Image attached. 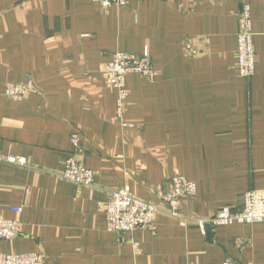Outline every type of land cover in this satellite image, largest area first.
<instances>
[{"label":"crops","instance_id":"0c3cea01","mask_svg":"<svg viewBox=\"0 0 264 264\" xmlns=\"http://www.w3.org/2000/svg\"><path fill=\"white\" fill-rule=\"evenodd\" d=\"M242 4L251 7L257 61L249 80L237 71ZM145 49L157 76L127 77L122 128L101 69L115 52ZM28 75L33 93L5 96ZM0 151L27 161L0 162V216L21 223L17 239L0 240V264L30 253L46 264H264V223L209 235L164 211L152 231L116 234L105 212L110 192L125 187L160 204L155 188L168 192L175 172L197 186L184 219L240 213L246 192L264 193V0H130L107 9L92 0H0ZM70 157L96 173L93 187L59 178Z\"/></svg>","mask_w":264,"mask_h":264},{"label":"built area","instance_id":"2783aa9c","mask_svg":"<svg viewBox=\"0 0 264 264\" xmlns=\"http://www.w3.org/2000/svg\"><path fill=\"white\" fill-rule=\"evenodd\" d=\"M100 7L107 9L111 6L125 7L130 0H92ZM209 1V0H199ZM239 28L237 33V71L240 77L251 79L256 74L257 61L253 41V23L251 7L242 4L238 12ZM101 72L109 89L116 92V116L115 122H119L122 128L128 127L125 114L128 105L129 92L127 89V77L137 74L154 81L157 76L150 53L145 49L142 55L126 52H115L111 60L102 67ZM35 81L32 75L26 77L24 83H9L4 91L6 97L22 101L35 90ZM77 145V141L73 140ZM0 162L26 166L27 161L22 157L3 155L0 151ZM59 178L78 187L89 188L95 185L96 173L86 169L83 164L70 157L65 162ZM160 204L147 202L137 198L128 187L116 189L110 192L107 201L106 230L108 233L124 234L135 230L152 231L156 225L157 217L165 213L176 220L186 223H194L205 229L207 225L215 227H228L232 225H253L264 223V193L251 190L244 195V205L240 213H232L229 208H221L208 219L182 217L185 201L194 199L197 195V186L189 181L180 172H175L170 179V189L164 193L161 186L155 188ZM12 213L20 215L22 209L10 208ZM21 234V223L17 219L7 220L0 216V240L13 241ZM245 240H237L239 247H243ZM1 264H46L41 254H11L2 257ZM222 264H238L232 259H225Z\"/></svg>","mask_w":264,"mask_h":264},{"label":"water","instance_id":"95a60500","mask_svg":"<svg viewBox=\"0 0 264 264\" xmlns=\"http://www.w3.org/2000/svg\"><path fill=\"white\" fill-rule=\"evenodd\" d=\"M211 228H212V227L209 226V225L206 226V231L208 232L209 235H210V229H211Z\"/></svg>","mask_w":264,"mask_h":264},{"label":"rangeland","instance_id":"374dc122","mask_svg":"<svg viewBox=\"0 0 264 264\" xmlns=\"http://www.w3.org/2000/svg\"><path fill=\"white\" fill-rule=\"evenodd\" d=\"M213 228V227H212ZM205 229H206V227H205Z\"/></svg>","mask_w":264,"mask_h":264}]
</instances>
